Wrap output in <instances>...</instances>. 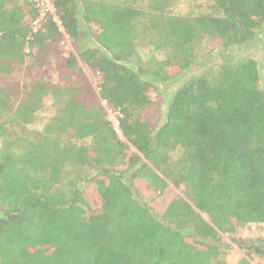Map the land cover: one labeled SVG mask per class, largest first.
Listing matches in <instances>:
<instances>
[{
  "label": "trees",
  "instance_id": "obj_1",
  "mask_svg": "<svg viewBox=\"0 0 264 264\" xmlns=\"http://www.w3.org/2000/svg\"><path fill=\"white\" fill-rule=\"evenodd\" d=\"M177 1L52 0L62 27L33 31L32 0H0V264H232L220 233L264 226V59L200 62L206 42H258L264 0H204L194 17ZM176 83L159 125L142 120L149 92ZM170 185L183 195L157 216ZM236 242L264 262V239Z\"/></svg>",
  "mask_w": 264,
  "mask_h": 264
},
{
  "label": "rangeland",
  "instance_id": "obj_2",
  "mask_svg": "<svg viewBox=\"0 0 264 264\" xmlns=\"http://www.w3.org/2000/svg\"><path fill=\"white\" fill-rule=\"evenodd\" d=\"M116 1V0H112ZM204 0H178L177 3L171 8L172 13L175 15L181 16H196L198 13L205 11V7H197L200 4H203ZM63 49L61 50H52L50 51V59L49 64L45 68H43L40 72L42 75H47L46 78L52 81H56L62 77L61 72L63 67L61 65L62 60L66 58L67 54L71 53L74 50L71 41H64L62 45ZM140 53L143 57L150 54L149 50L142 48ZM201 54L205 55L201 59V63L210 67H215L218 65L222 60L227 57L231 56V58H235L236 56H250L251 58H255L258 61H262L264 59V36L256 43L250 45L248 49H240L235 53H227L223 51L220 47V42L218 40H212L206 42L201 49ZM84 75L87 78L88 84L91 85L93 92L96 97L99 96L98 90V77L91 73L89 69L86 67H82ZM201 64H196V67L190 71V74L187 77L194 76L196 74L201 73L203 70ZM18 75L22 76L23 73L18 72ZM185 78V77H184ZM182 81V80H181ZM180 83H176L172 86L166 87L163 90V93L157 92L155 90H151L149 92V97L151 103L148 107L140 113L142 120L149 121L154 127L159 125V121L162 120L163 112L166 106L167 99L164 96V93L170 94L174 90L180 87ZM90 90H87V94H89ZM118 112L108 111L109 119L115 124L117 120ZM115 126V125H114ZM119 135L120 131H119ZM140 189L143 193H146V189L143 185L140 186ZM184 186L180 188H175L173 185H170L169 188L159 197L155 199L154 202L151 203L152 212L157 215L161 216V214L166 209L168 203L176 196L183 195ZM146 197L143 200H149V196L152 195L151 193H146ZM205 219L208 220V217L204 215ZM221 243L224 245H228V249L223 252V258L229 261L232 264H237L241 258L245 257L247 259V264H264L260 260V258L256 256L248 257L247 252L243 249H240L238 246L239 243H247L250 241H255L258 239H264V226H257V225H250L245 227H239L237 224L233 226V232L222 234L220 233Z\"/></svg>",
  "mask_w": 264,
  "mask_h": 264
},
{
  "label": "built area",
  "instance_id": "obj_3",
  "mask_svg": "<svg viewBox=\"0 0 264 264\" xmlns=\"http://www.w3.org/2000/svg\"><path fill=\"white\" fill-rule=\"evenodd\" d=\"M32 1L35 3L37 9L39 10L38 18L34 21L33 26H32L33 31H37L39 29L41 21L44 20V18H46L47 16H53L54 22H56L59 25V27H62L61 21L55 15V8L52 3V0H32ZM63 44L64 43H62V45ZM119 117H120V114L118 113L117 120L114 124L115 125L114 127L116 128L118 133H119V121H118Z\"/></svg>",
  "mask_w": 264,
  "mask_h": 264
}]
</instances>
